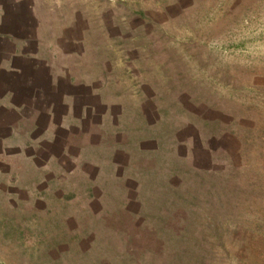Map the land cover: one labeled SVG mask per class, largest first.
I'll return each mask as SVG.
<instances>
[{
  "label": "rangeland",
  "instance_id": "1",
  "mask_svg": "<svg viewBox=\"0 0 264 264\" xmlns=\"http://www.w3.org/2000/svg\"><path fill=\"white\" fill-rule=\"evenodd\" d=\"M63 1L147 151L130 200L0 189V264H264V0Z\"/></svg>",
  "mask_w": 264,
  "mask_h": 264
},
{
  "label": "crops",
  "instance_id": "2",
  "mask_svg": "<svg viewBox=\"0 0 264 264\" xmlns=\"http://www.w3.org/2000/svg\"><path fill=\"white\" fill-rule=\"evenodd\" d=\"M63 5L0 0V189L33 204L130 200L133 143L144 153L149 140L135 136L133 96L90 60Z\"/></svg>",
  "mask_w": 264,
  "mask_h": 264
}]
</instances>
